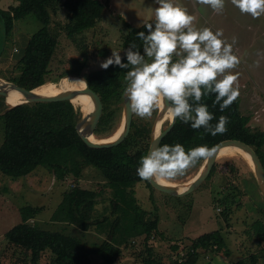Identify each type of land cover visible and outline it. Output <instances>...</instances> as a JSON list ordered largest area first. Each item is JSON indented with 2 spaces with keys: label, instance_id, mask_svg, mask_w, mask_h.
Instances as JSON below:
<instances>
[{
  "label": "trees",
  "instance_id": "16d2710c",
  "mask_svg": "<svg viewBox=\"0 0 264 264\" xmlns=\"http://www.w3.org/2000/svg\"><path fill=\"white\" fill-rule=\"evenodd\" d=\"M18 2V5L9 10L0 8L4 44L8 39L10 40L8 42L13 43L11 37L16 23L29 15L36 17L41 29L29 39L24 55L18 59L15 68L18 69V75L10 76L9 80L20 87L32 90L46 83L58 82L59 79L70 74L85 78L92 91L99 97L103 109L94 133L96 136L109 137L107 132L115 127L121 108L119 107L117 111L112 110L111 106L117 104L120 106L122 103L123 92L127 86L125 75L130 68L121 69L112 65L106 70L101 68L85 73L84 70L88 67V54L86 47L79 44V38L95 29L102 21L107 4L101 0H18ZM60 10L66 13V23L61 29L65 31L68 39L78 44L82 50V57L65 63L70 69L55 77L52 62L58 55L60 35L52 27V16ZM149 23L154 24V20L140 27L127 24L129 30L122 38V58L125 63H127L126 57L123 56L131 43L135 42L137 45L135 50L143 54V42L136 34L140 31L147 34L146 26ZM55 78L57 79L54 80ZM0 98L6 104V98L3 96ZM214 100L215 94H208L202 98L201 103L207 105L213 114L212 125H215L222 115L228 118L226 133L212 136L203 127L193 130L190 123L185 124L178 119L160 146L165 144L172 146L178 143L186 151L198 146L213 149L224 141L234 140L250 146L264 166V131L251 128L252 117L243 114L238 100L223 112L219 110V105L213 106ZM2 111L4 112L1 113L0 118L4 121L5 135L0 147V172L18 180L31 175L39 167H45L57 180L64 181L72 176L79 181L86 166L100 170L114 194L111 214L116 218L113 226H120L124 221L127 230L128 225H132L131 233L145 237L143 241L144 247H147L148 258L146 257L143 263L164 264L154 258L152 248L149 247V242L157 233L160 218L158 216L155 219L148 218L149 213L140 206H131L126 201L127 186L145 182L152 187L150 181H143L137 175L139 161L150 149L152 135L150 126H139L133 121L130 133L123 142L111 148L100 149L88 146L79 135L76 126L82 116L71 101L8 104L2 107ZM157 112L158 110L153 114L156 115ZM205 160L201 159L195 165ZM232 167L235 170L236 167L233 165ZM218 169L216 161L206 181L210 180ZM227 177L229 178L228 175L224 176L226 184H228ZM226 195L229 197V194ZM97 199L96 191L76 185L63 195V200L55 211L52 221L75 226L83 232H88L93 227L97 230L103 229L102 226L108 223V219L93 220ZM221 203L229 207L233 201L224 198ZM255 206L260 218L258 217L252 226L259 244L262 245L263 254L259 256L253 253L231 264H264V205L255 204ZM131 209L136 213L133 221L130 219ZM41 211L39 207H23L20 210L21 222L5 235L8 244L30 253V264H40L46 251L52 252V264H94L96 259L101 260L103 264H116L117 260L124 256L122 241H114L110 232L101 243L88 246L87 243H82L71 235L44 230L38 224H32L31 222ZM118 212L121 214L119 215ZM127 244L126 242V246ZM173 248L178 251L179 246L174 245ZM226 248L227 240L222 232L206 233L196 238L184 256L174 264H196L202 252H221ZM226 254L229 255V252L227 251ZM0 264H2L1 259Z\"/></svg>",
  "mask_w": 264,
  "mask_h": 264
},
{
  "label": "rangeland",
  "instance_id": "374dc122",
  "mask_svg": "<svg viewBox=\"0 0 264 264\" xmlns=\"http://www.w3.org/2000/svg\"><path fill=\"white\" fill-rule=\"evenodd\" d=\"M101 1L107 4L102 21L95 29L79 38L80 46H85L88 54V67L84 70L85 73L101 69V65L111 57L112 52H118L122 56V38L129 30L127 24L140 27L148 21H153L154 9L158 7L155 0ZM173 2L186 7L190 14L197 17L195 27H209L214 32L223 30V39L229 43L232 42L233 37H236L237 42L233 46V52L239 58L240 64L232 71L239 73L240 96L237 100L243 114L252 117L251 128L264 131V16L253 19L250 15L241 14L230 0H225V9L222 14L214 13L209 6H194V0H173ZM18 3V0H0V8L9 10ZM52 19V27L60 35L58 55L52 62L53 74L56 77L64 73L66 69H70L65 63L82 57V50L75 41L68 39L65 31L61 29L66 23V13L60 10L52 16ZM40 29L41 24L36 17L29 15L16 23L11 37L13 43L8 42L10 41L8 39L4 44L0 22V78L11 82L10 76L18 75V69H15L18 59L24 55L29 39ZM71 75L74 74L68 76ZM3 103L6 106L12 104L8 99L5 104V101L0 98V115L4 112L2 111ZM119 107H121L120 115L113 130L107 132L109 137L110 134L111 136L115 134L124 123V99L120 106L117 104L111 106V109L118 111ZM158 113L159 109L150 119H141L134 114L132 118L139 126H150L153 132ZM170 122H172L170 119L164 122L161 131L167 129ZM4 130V121L0 118V147L4 141ZM205 161L194 165L184 175L177 176L171 181L186 183L198 174ZM217 163L219 169L213 177L184 197L170 195L154 186L153 188L148 186L145 182L135 183L125 188L126 201L129 205L140 206L149 213L148 218L155 219L156 216L160 218L157 233L149 242L156 260L164 264H174L184 256L196 238L214 231H220L225 235L227 248L221 252H202L196 264H231L253 253L259 256L263 254L262 245L259 244L252 226L255 220L260 218L256 213L255 204L264 205V198L255 174L248 163L239 157L218 158ZM232 165L236 167L235 170ZM225 175L229 176L228 184L224 179ZM76 185L98 193L93 220L108 219V223L103 224V229L97 230L93 227L88 232H83L75 226L52 221L55 211L63 200V195ZM226 194H229V197ZM224 198H228L233 203L229 207L224 206L221 203ZM113 199L114 194L110 184L102 172L92 166H86L79 181L72 176L64 181L57 180L45 167H39L31 175L18 180L11 179L0 172V259L2 264H30V253L11 246L5 238L6 233L21 222L20 210L25 206L39 207L42 210L31 222L32 224L36 223L44 230L71 235L82 243H87L88 246L101 243L110 232L113 234L114 241H122V248H124V256L118 259L116 264H144L143 260L148 258L147 247H144L143 241L145 237L131 233L132 225H128L126 230L124 221L120 226H113L116 218L114 214H111ZM118 213L121 214V212ZM130 214V219L133 221L136 213L131 209ZM174 245L179 246L178 251L173 248ZM227 251L229 255L226 254ZM98 260L96 259L94 264H99ZM52 261V252L46 251L40 264H52Z\"/></svg>",
  "mask_w": 264,
  "mask_h": 264
},
{
  "label": "clouds",
  "instance_id": "9594fccd",
  "mask_svg": "<svg viewBox=\"0 0 264 264\" xmlns=\"http://www.w3.org/2000/svg\"><path fill=\"white\" fill-rule=\"evenodd\" d=\"M155 3L158 7L154 9V24H147V34L143 31L136 34L143 42V54L135 50L137 45L133 42L123 56L127 63L120 53L112 52L101 67L130 68L125 75V95L135 116L150 119L166 102L167 116L172 121L190 123L193 130L203 127L212 136L226 133L228 118L222 115L212 125L214 116L201 101L205 95L215 94L213 106L219 105L223 112L240 96L239 73L232 71L240 64L233 52L236 37L229 43L223 39V30L195 27L197 17L173 0ZM230 3L253 19L264 16V0H230ZM195 5L209 6L214 13L222 14L225 0H194ZM153 139L158 141L159 133ZM213 152L207 146L186 151L178 143L153 147L141 157L137 175L143 181L161 184L184 175Z\"/></svg>",
  "mask_w": 264,
  "mask_h": 264
},
{
  "label": "water",
  "instance_id": "95a60500",
  "mask_svg": "<svg viewBox=\"0 0 264 264\" xmlns=\"http://www.w3.org/2000/svg\"><path fill=\"white\" fill-rule=\"evenodd\" d=\"M71 76L85 80V78L80 77V76H76V75H71ZM71 76H67V77H71ZM0 82H1V85L3 86L0 88V96H3L6 99H8L7 96L12 91H15V92H18L22 95H25L28 99L27 103L62 101V100L63 101L68 100V101L72 102L73 98H76L80 95H85V96H87V98L89 97L91 102L94 105V109H93L92 113L83 117L78 122L76 129H77L79 135L81 136V138L83 139V141L90 147L100 148V149L114 147V146L120 144L121 142H123L126 139V137L128 136V134L130 133V129H131L132 122H133V118H132L133 114L129 110L130 101H128L127 96L125 95V91L123 94V99H124V118H123V121H124V123H122V125H121L122 132L119 135V137L117 139H115L114 141L100 143V142L92 141L90 135L91 134L95 135L94 129H95L96 124L98 123L97 120L101 114L102 105H101V101H100L99 97L92 91V89H91V87L87 81H86L87 87L85 89H83L82 91H66V92H63L59 95L49 96V97H38V96L34 95V93H33L34 89L27 90L23 87H20L17 84H13L9 81H5L2 78H0ZM166 110H167V103L165 102V103H162V107H160V109H159L157 122L155 123L154 129L152 132L151 146H150L149 152L153 149V147H159L160 146L164 137L171 132L174 125L178 121V119H176L175 121L170 122L167 129H165L164 131H161V133L159 134V140L155 141L153 139V137H154V135L157 134V126L162 121ZM227 147L238 148L250 158V160L252 161V165L254 167V170L252 169L253 173L256 176L260 191H261L262 196L264 198V166H263L261 160L259 159V157L255 153V151L250 146H248L244 143H241L239 141H234V140L224 141V142L218 144L217 146H215L213 148L214 149L213 155L206 159L204 165L201 168V171L198 173L196 178L183 190H179L176 187L164 185L162 183L157 184L153 181H150V183L152 184V186H154L155 188H157V189H159L165 193H168V194L176 196V197H180V196L184 197V195L189 194L190 192L194 191L195 189H197L200 185H202L206 181V179L209 176L215 162L218 160V158L220 156L221 150L224 148H227Z\"/></svg>",
  "mask_w": 264,
  "mask_h": 264
},
{
  "label": "bare ground",
  "instance_id": "6f19581e",
  "mask_svg": "<svg viewBox=\"0 0 264 264\" xmlns=\"http://www.w3.org/2000/svg\"><path fill=\"white\" fill-rule=\"evenodd\" d=\"M3 87L0 82V88ZM87 87V82L81 78L77 77H64L59 82H50L46 83L36 89H34L33 93L34 95L38 97H49V96H56L66 91H82ZM8 100L15 105L23 104L28 101L27 97L25 95H22L18 92L12 91L8 96ZM73 105L81 112L82 118L92 113L94 109V105L91 102L90 98L85 95H80L76 98L72 99ZM162 107V104H161ZM170 118L167 116V110L165 111V114L163 116L162 121L157 126V133H161V127L163 126L164 122L168 121ZM171 120V119H170ZM122 132V127H120L115 134L112 136L105 138V139H98L95 137V135L91 134V140L96 142H109L114 141L119 137V135ZM222 157H239L245 160L248 165L251 167V169L254 170V167L252 165V161L250 158L244 154L240 149L235 147H227L221 150L219 158ZM252 170V171H253ZM201 171V169H200ZM199 171V172H200ZM198 172V173H199ZM198 175V174H197ZM193 177L191 180L187 181L186 183H179V182H173L171 180L163 182L164 185H169L178 188L179 190H183L186 188L195 178Z\"/></svg>",
  "mask_w": 264,
  "mask_h": 264
},
{
  "label": "crops",
  "instance_id": "0c3cea01",
  "mask_svg": "<svg viewBox=\"0 0 264 264\" xmlns=\"http://www.w3.org/2000/svg\"><path fill=\"white\" fill-rule=\"evenodd\" d=\"M97 263H99V264H102V261L101 260H98V262Z\"/></svg>",
  "mask_w": 264,
  "mask_h": 264
}]
</instances>
